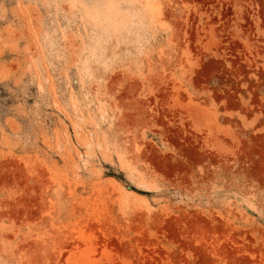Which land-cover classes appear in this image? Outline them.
<instances>
[{
  "label": "rangeland",
  "instance_id": "obj_1",
  "mask_svg": "<svg viewBox=\"0 0 264 264\" xmlns=\"http://www.w3.org/2000/svg\"><path fill=\"white\" fill-rule=\"evenodd\" d=\"M0 264H264V0H0Z\"/></svg>",
  "mask_w": 264,
  "mask_h": 264
}]
</instances>
